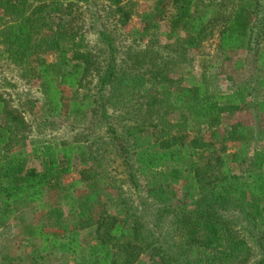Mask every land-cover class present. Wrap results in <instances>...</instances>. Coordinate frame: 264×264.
Returning <instances> with one entry per match:
<instances>
[{"label":"trees","instance_id":"obj_1","mask_svg":"<svg viewBox=\"0 0 264 264\" xmlns=\"http://www.w3.org/2000/svg\"><path fill=\"white\" fill-rule=\"evenodd\" d=\"M88 1L0 0V60L38 84L48 115L82 127L70 140L35 135L0 93V227L43 210L24 224L23 256L0 264L55 255L64 264H264V245L255 259L223 216L264 227L261 0H102L117 29L149 45L121 50L106 30L103 49L88 43L79 13ZM210 41L244 76L228 93L210 90L206 67L188 84L169 67ZM123 186L141 204L124 195L108 207L103 192Z\"/></svg>","mask_w":264,"mask_h":264},{"label":"rangeland","instance_id":"obj_2","mask_svg":"<svg viewBox=\"0 0 264 264\" xmlns=\"http://www.w3.org/2000/svg\"><path fill=\"white\" fill-rule=\"evenodd\" d=\"M135 1L140 5L145 3L150 4V0ZM215 1L218 2L220 0ZM261 5L264 6V0H261ZM79 7L80 18L83 22V31L86 32L88 43L103 49L104 47L97 39V34L99 31L106 30L116 38L115 44L118 50L133 45L141 47L142 45L145 47L149 46L147 43L139 41V38L135 34L129 35L130 33L122 29H117L114 25V18L107 15L108 9L102 0H90L88 3H80ZM261 16V13H259V17ZM131 27L137 32L139 31L140 25L137 18L132 19ZM160 38L163 39L159 36ZM134 40L135 42L138 40L141 43H134ZM215 46L214 41L203 44L199 52H190L188 61L181 60L180 57L175 55L174 61L170 63L169 67L174 65L173 74L185 75L183 78L184 84H188L191 80H197L202 69L206 67L208 71L214 73L213 77L210 78V90L213 93H228L236 86L242 84L244 76H239L231 71V67L224 62L223 57L217 55ZM154 48L157 49L158 46ZM160 54L166 55L167 53L160 49ZM44 58L49 63L56 61V56L52 53L45 55ZM0 93L19 108L32 127H37L35 135L38 134L49 139L70 140L75 137L76 133L82 131V127L72 125L71 120L62 117L53 118L48 115L43 106L38 84L34 81L25 83V80L21 78L20 69L4 60H0ZM98 134L102 135V132L99 131ZM236 149L237 145H230L231 151H235ZM247 149L249 150L246 151L245 156L249 161L254 145L251 144ZM112 170H115L114 173L118 176L121 173L120 171H122L118 162L112 164ZM124 195L130 197L133 205L137 206L139 202L141 204V200L139 199L140 194L134 191L133 188L126 189V186H123L122 190H105L103 192V200L110 207L118 196L123 197ZM47 201L50 200L47 198ZM42 212V209L28 207L20 211L15 218L12 217L6 220V224L0 227V261L4 256H10L12 258L23 256V251L20 250V247H22L24 237H26L24 224L34 225L39 220ZM149 213L151 211L147 209V212H145L146 221L150 219ZM223 216L231 221V227L248 242V245L253 250V257L255 259L258 258L261 245H264L262 235L264 227L258 228L257 225L254 226L252 223L243 221L238 213L233 214L227 211L223 212ZM25 263L23 262L22 264ZM61 263L64 264L60 260V257L55 255L48 259L47 264ZM66 264L69 263L66 261Z\"/></svg>","mask_w":264,"mask_h":264}]
</instances>
